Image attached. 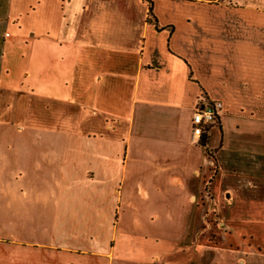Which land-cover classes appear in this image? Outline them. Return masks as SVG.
Wrapping results in <instances>:
<instances>
[{"label":"crops","instance_id":"crops-1","mask_svg":"<svg viewBox=\"0 0 264 264\" xmlns=\"http://www.w3.org/2000/svg\"><path fill=\"white\" fill-rule=\"evenodd\" d=\"M150 1L0 0V264H264V0Z\"/></svg>","mask_w":264,"mask_h":264},{"label":"built area","instance_id":"built-area-1","mask_svg":"<svg viewBox=\"0 0 264 264\" xmlns=\"http://www.w3.org/2000/svg\"><path fill=\"white\" fill-rule=\"evenodd\" d=\"M222 109L219 101L197 106L192 118V133L197 144H205L208 128L217 124Z\"/></svg>","mask_w":264,"mask_h":264},{"label":"rangeland","instance_id":"rangeland-1","mask_svg":"<svg viewBox=\"0 0 264 264\" xmlns=\"http://www.w3.org/2000/svg\"><path fill=\"white\" fill-rule=\"evenodd\" d=\"M20 47V46H19ZM23 47V46H22ZM16 48L13 52V55H12V59L14 60L12 63H11V67H13L12 69V73H14L15 75L17 76H22L23 73H24V70L27 69L30 65V60H29V57H24L22 54H28V56H30V53L32 52L31 50V47H27V48ZM208 185L206 186L205 188V198H208V196H210L209 194V189H208ZM207 196V197H206ZM219 200V203H220V206L223 208V203L220 201V197L221 196H216ZM230 207L228 206V209ZM243 213H245V215H250L249 217H251V212L249 210H245ZM230 214L231 215H234V210H230ZM205 215V220L208 224H219L220 223V220L218 218V214H217V211L215 209H210V210H206V212L204 213ZM207 224V225H208ZM248 229H253V227H250L248 225L247 227ZM254 230V229H253ZM209 239L213 240V236H209L208 237ZM264 242V240H263Z\"/></svg>","mask_w":264,"mask_h":264},{"label":"trees","instance_id":"trees-1","mask_svg":"<svg viewBox=\"0 0 264 264\" xmlns=\"http://www.w3.org/2000/svg\"><path fill=\"white\" fill-rule=\"evenodd\" d=\"M149 11H150V14L153 15V3L150 0H149ZM218 122H217V124H218ZM211 128H213V126H211L210 128H208V132H207V135H206V141H205V144H202V146H206L207 145L208 137H209V132H210ZM207 151L211 154V151H209L208 149H207Z\"/></svg>","mask_w":264,"mask_h":264}]
</instances>
